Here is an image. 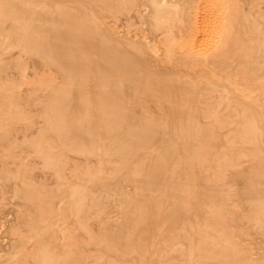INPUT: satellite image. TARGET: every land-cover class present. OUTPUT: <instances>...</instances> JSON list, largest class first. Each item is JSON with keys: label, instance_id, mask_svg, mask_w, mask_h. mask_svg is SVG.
<instances>
[{"label": "bare ground", "instance_id": "bare-ground-1", "mask_svg": "<svg viewBox=\"0 0 264 264\" xmlns=\"http://www.w3.org/2000/svg\"><path fill=\"white\" fill-rule=\"evenodd\" d=\"M0 264H264V0H0Z\"/></svg>", "mask_w": 264, "mask_h": 264}, {"label": "rangeland", "instance_id": "rangeland-1", "mask_svg": "<svg viewBox=\"0 0 264 264\" xmlns=\"http://www.w3.org/2000/svg\"><path fill=\"white\" fill-rule=\"evenodd\" d=\"M203 230H204L203 227H201V228H200V231H203Z\"/></svg>", "mask_w": 264, "mask_h": 264}]
</instances>
